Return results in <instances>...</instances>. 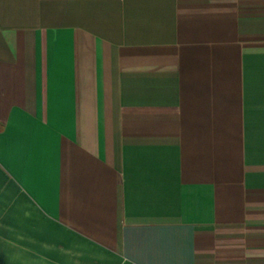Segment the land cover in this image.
<instances>
[{
	"label": "crops",
	"instance_id": "1",
	"mask_svg": "<svg viewBox=\"0 0 264 264\" xmlns=\"http://www.w3.org/2000/svg\"><path fill=\"white\" fill-rule=\"evenodd\" d=\"M0 264H264V0H0Z\"/></svg>",
	"mask_w": 264,
	"mask_h": 264
}]
</instances>
